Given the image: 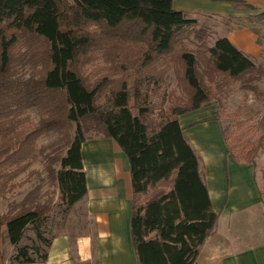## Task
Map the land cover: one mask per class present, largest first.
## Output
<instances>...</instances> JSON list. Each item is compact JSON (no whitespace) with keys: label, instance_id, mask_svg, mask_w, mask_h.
I'll use <instances>...</instances> for the list:
<instances>
[{"label":"trees","instance_id":"1","mask_svg":"<svg viewBox=\"0 0 264 264\" xmlns=\"http://www.w3.org/2000/svg\"><path fill=\"white\" fill-rule=\"evenodd\" d=\"M173 3L0 0V200L39 174L30 170L36 161L44 160L47 172L0 215L15 246L11 264L47 260L53 224L88 192L82 146L98 137L112 139L128 157L138 263L195 262L218 214L180 116L207 104L211 85L257 67L227 37L210 45L207 29ZM98 47L116 76L89 85L82 70ZM172 66L181 70L186 100L166 107L153 97ZM49 133L59 137L40 145ZM260 148L237 159L252 163Z\"/></svg>","mask_w":264,"mask_h":264},{"label":"crops","instance_id":"2","mask_svg":"<svg viewBox=\"0 0 264 264\" xmlns=\"http://www.w3.org/2000/svg\"><path fill=\"white\" fill-rule=\"evenodd\" d=\"M247 1L260 4L263 0ZM236 2L194 0L191 11L195 13V19L202 15L214 18L240 16L244 9L237 7ZM248 10L252 9H247L246 13ZM224 36L244 53H249L250 45L245 37L248 35L244 30H230ZM202 126L216 129L210 121L194 129ZM182 127L184 136L195 149L192 140L199 144L194 135H186L187 130L184 125ZM82 158L88 192L74 205L67 219L59 224L60 229L48 250L47 260L33 264H139L131 231L132 183L128 157L112 139L98 137L83 144ZM235 163L242 172L239 191L234 192L236 195L228 193L231 182L228 177L224 180L227 193L215 199L211 181L207 173L203 175L218 219L193 264H264V201L254 188L255 176L250 165ZM98 165L103 168H94L89 173L88 166ZM252 194L257 195L253 203ZM251 207L255 214L249 213ZM253 216L257 221L252 227L246 222ZM2 228L6 230L5 226H0V230Z\"/></svg>","mask_w":264,"mask_h":264},{"label":"rangeland","instance_id":"3","mask_svg":"<svg viewBox=\"0 0 264 264\" xmlns=\"http://www.w3.org/2000/svg\"><path fill=\"white\" fill-rule=\"evenodd\" d=\"M193 3L194 0H175L174 8L183 10L189 18H194L195 13L191 11ZM236 3L237 7L244 9L242 15H226L220 18L198 16L199 27L207 29L210 45L217 38L226 37L225 33L230 30H244L248 35L245 36L246 42L250 45L249 53H245L253 60L257 69L242 79L223 78L220 81L222 83L220 87L211 85L212 96L208 103L198 111L180 116V120L187 130L186 135L189 133L194 135L195 141L199 144H195L192 140L195 149H198L196 151L199 154L203 175L207 173L208 180L211 181L215 199L216 197L220 199L223 194L227 193L224 180L228 177V181L231 179L228 187L230 196L239 191L242 172L237 168L239 165L234 164H236L235 162L246 163L237 157L240 158L243 154L252 152L258 143L261 144L258 155L252 163L248 164L254 171V188L256 187L264 201V0L260 4L247 0H237ZM249 8L252 10H248L246 13ZM250 39H252L251 42ZM187 47L194 48L195 45L187 44ZM82 72L89 85L95 84L103 76L113 78L116 76L110 63L104 59V47L94 49L92 61L83 67ZM180 72L181 70L177 66L169 68L165 83L153 97L154 102L159 103L165 100L166 107H168L170 103H182L186 100V95L178 81ZM30 112L34 118L38 117L36 110ZM207 121L215 125L217 131L214 127L205 129L203 126L194 129L197 125H202ZM58 137L57 133H49L42 136L39 144L50 145ZM222 156L224 168L222 167ZM44 166V160L40 159L32 165L30 170H37L39 174H42V177H46L47 172H45ZM88 167L89 173H92L94 168H103L101 165ZM39 174L17 189L15 195H8L6 200H0V215L7 210L10 202L20 201L29 190L39 183ZM24 177L25 173L18 178V181L23 180ZM43 182H45L43 187L45 190L48 188V183ZM256 196L255 194L251 195V203L255 201ZM249 210V213L255 214L253 207ZM256 221L257 219L253 216L246 223L253 227ZM240 222L243 224V221ZM53 227L57 234L60 226L54 223ZM14 253L15 246L8 240L6 230L2 228L0 230V264H11L10 259Z\"/></svg>","mask_w":264,"mask_h":264}]
</instances>
